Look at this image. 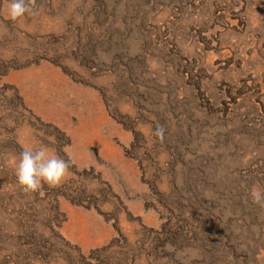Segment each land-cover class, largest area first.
Wrapping results in <instances>:
<instances>
[{
	"label": "rangeland",
	"instance_id": "obj_1",
	"mask_svg": "<svg viewBox=\"0 0 264 264\" xmlns=\"http://www.w3.org/2000/svg\"><path fill=\"white\" fill-rule=\"evenodd\" d=\"M9 2L0 264H264V0ZM40 147L68 174L25 192Z\"/></svg>",
	"mask_w": 264,
	"mask_h": 264
},
{
	"label": "clouds",
	"instance_id": "obj_2",
	"mask_svg": "<svg viewBox=\"0 0 264 264\" xmlns=\"http://www.w3.org/2000/svg\"><path fill=\"white\" fill-rule=\"evenodd\" d=\"M34 15L26 0H10L8 16L16 21L25 15ZM155 135L161 139L164 137V129L157 128ZM69 162L59 155L50 153L46 148H25L15 158L14 173L17 184L25 192H37L42 184L50 187L59 185L67 176ZM254 203L264 206V190L255 189L252 193Z\"/></svg>",
	"mask_w": 264,
	"mask_h": 264
}]
</instances>
